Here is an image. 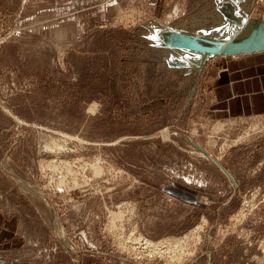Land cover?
Returning <instances> with one entry per match:
<instances>
[{"label": "rangeland", "instance_id": "1", "mask_svg": "<svg viewBox=\"0 0 264 264\" xmlns=\"http://www.w3.org/2000/svg\"><path fill=\"white\" fill-rule=\"evenodd\" d=\"M238 12L264 0H0V264H264V114L214 117L221 55L150 38Z\"/></svg>", "mask_w": 264, "mask_h": 264}, {"label": "crops", "instance_id": "2", "mask_svg": "<svg viewBox=\"0 0 264 264\" xmlns=\"http://www.w3.org/2000/svg\"><path fill=\"white\" fill-rule=\"evenodd\" d=\"M214 64L220 70L214 78L211 114L221 119L263 115L264 51L221 55L214 59ZM22 231L16 217L0 208V246H20Z\"/></svg>", "mask_w": 264, "mask_h": 264}, {"label": "water", "instance_id": "3", "mask_svg": "<svg viewBox=\"0 0 264 264\" xmlns=\"http://www.w3.org/2000/svg\"><path fill=\"white\" fill-rule=\"evenodd\" d=\"M236 14H238L236 17L227 15L226 21L229 24H234V28L231 29L232 31L227 37L224 36L228 32V26L225 23H219L218 27L225 25L226 28L223 27L224 30H219L215 35H207L213 31V28L203 29L202 33H190L162 26L160 31H155L156 35L150 38L164 50L181 51L189 55L190 57L186 61L170 60L163 56V60L168 64L183 65L187 68L189 65L198 68V65H203L207 59L217 55H238L264 51V23L259 19L249 17L246 13L238 12ZM192 56L197 58L196 62H193ZM224 172L234 182L232 176L228 172Z\"/></svg>", "mask_w": 264, "mask_h": 264}, {"label": "bare ground", "instance_id": "4", "mask_svg": "<svg viewBox=\"0 0 264 264\" xmlns=\"http://www.w3.org/2000/svg\"><path fill=\"white\" fill-rule=\"evenodd\" d=\"M26 185H28V184H26ZM28 186H30V185H28ZM31 193H32L34 196H38V195H39L37 191H31ZM44 199H46V198H44ZM60 229H61V228H60ZM59 231H60V235H61V237L63 238L64 242L67 244V241H68V240L66 239L63 230L61 229V230H59ZM68 245H69V244H68Z\"/></svg>", "mask_w": 264, "mask_h": 264}]
</instances>
